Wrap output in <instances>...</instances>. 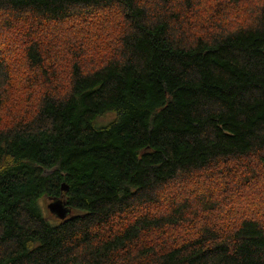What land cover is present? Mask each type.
I'll return each instance as SVG.
<instances>
[{
    "label": "trees",
    "instance_id": "obj_1",
    "mask_svg": "<svg viewBox=\"0 0 264 264\" xmlns=\"http://www.w3.org/2000/svg\"><path fill=\"white\" fill-rule=\"evenodd\" d=\"M5 109L0 264H264V0H0Z\"/></svg>",
    "mask_w": 264,
    "mask_h": 264
},
{
    "label": "rangeland",
    "instance_id": "obj_2",
    "mask_svg": "<svg viewBox=\"0 0 264 264\" xmlns=\"http://www.w3.org/2000/svg\"><path fill=\"white\" fill-rule=\"evenodd\" d=\"M12 108H13V106H12ZM112 118H113V113H106V114L100 116V117L97 119V123H98V124H105V123H107L108 121H110ZM0 119L2 120V122H4V121H8V120L10 121V119H11V114L8 113V110H7V109H5V110H3V112H1ZM260 199H261V202L264 203V195H262ZM48 202H49V200H48V199H45V198H43V199H41V200L39 201V205H40V207H41L42 214L46 216V218L49 220V222H51V223H56V222L58 221V219H57L55 216H53V215L48 211V209H47V207H46V204H47Z\"/></svg>",
    "mask_w": 264,
    "mask_h": 264
},
{
    "label": "water",
    "instance_id": "obj_3",
    "mask_svg": "<svg viewBox=\"0 0 264 264\" xmlns=\"http://www.w3.org/2000/svg\"><path fill=\"white\" fill-rule=\"evenodd\" d=\"M61 189L66 190L67 187L62 185ZM48 200L49 202L46 204V207L57 219H65L71 213V209L65 205L64 199L54 197Z\"/></svg>",
    "mask_w": 264,
    "mask_h": 264
}]
</instances>
